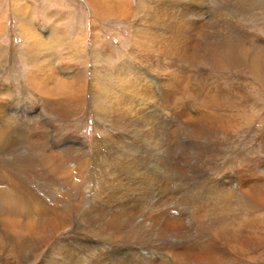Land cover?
Returning <instances> with one entry per match:
<instances>
[{"label": "bare ground", "instance_id": "bare-ground-1", "mask_svg": "<svg viewBox=\"0 0 264 264\" xmlns=\"http://www.w3.org/2000/svg\"><path fill=\"white\" fill-rule=\"evenodd\" d=\"M87 2L95 15L110 13L129 21V26L135 34L142 37L144 44V54L137 56L135 49L138 41H133L130 55L144 65L143 73L151 75L156 83H149L148 76L144 75L148 79L146 87H139L132 80L136 81L132 71L125 65H118L115 71L117 89L110 103L96 97L85 103V98L81 97L85 82L78 81L72 86L61 85L63 78L54 65H45L40 57V49L47 48L46 43L34 33L24 9L18 5L17 0H13L14 13L21 20L25 34L33 40V46L28 48L23 57V62L27 64L25 66L30 70L24 77L19 75V81L29 89L31 96L42 103V109L47 115L61 127H72L76 122L86 125L87 122L83 120L89 119L88 124L103 136L100 140H92L90 147L82 152L84 156L75 152L77 150L67 154L52 151L43 141L49 133L46 130L48 127L45 129L37 126L40 122L37 115L33 119L18 122L5 114L3 106L10 105L9 101H0V264H60V260L62 264H79L72 256L73 251L58 246L56 239L66 236L72 238L75 234L71 236V233L75 230L86 231L87 228L96 227L97 235L106 239V231L121 226L132 233L130 238L139 240L142 244L155 243L166 248L167 252L172 253L173 263L235 264L226 263L220 256L210 253L204 244L196 245L199 251L195 247H186L183 243L185 236L172 221L173 215L163 211V206L167 204L162 205L156 199L160 191L152 200L144 201V198L139 197L142 196L139 193V180H150L153 183L164 181L163 187L166 190H172L175 186L182 189L187 187L188 182L195 184L188 177L185 161L178 159L175 140L169 136L170 132L177 131L169 126L168 121L181 119L183 114L174 105L178 98L167 91L174 77L180 80L186 77L188 80L185 72L195 66L192 65L193 57L197 55L194 46L199 42H206L201 59L213 63L214 65H210L212 67L235 68L241 73H247L263 89L264 46L249 49L238 42H227L226 46L209 43L196 30L200 14H193L194 10L185 9V0H137L135 8L130 6V0ZM173 6L177 8L174 9ZM177 12L180 14L178 23ZM135 17H142L143 23L134 20ZM171 51L178 56L173 59L174 62H181L180 65H174ZM166 57L168 60L164 62ZM11 70L9 65L8 71H1L0 75L6 78ZM166 83L170 85L167 87ZM101 89L103 88L99 90ZM224 96L225 93L211 94L209 99L200 104L208 105L219 113H227L225 121L235 124L239 119L235 121L237 114L231 113L234 108L233 100ZM92 113L93 118L97 119L96 125L89 118ZM247 113L243 118L248 121ZM220 119H210L209 124L182 120V123L188 125L190 136L199 140V151L203 150V141L200 140L216 138L217 134H221L222 130L218 127ZM257 120L260 124L264 123L263 116L257 117ZM104 121L109 122V126L120 129L129 138H124L122 134L117 136L104 125ZM247 121L243 124H248ZM111 139L114 142L113 148L105 146L106 141ZM262 144L264 145V139ZM229 150L232 148L221 155L223 162L220 170H224L229 162H237L239 154H242L240 151H232L227 155ZM239 161L242 166L237 169L234 178L227 175L228 182L235 179L237 174L240 175L241 170L248 171V168L253 175L261 165L253 160L254 163L251 164L248 158L247 161ZM186 178L189 180L187 183ZM221 185H224L223 181H218L215 186ZM120 186L124 187L123 204L109 191L110 187L117 190ZM201 187L195 185V191L177 195L183 203L190 204L200 227L213 235L218 247L227 254L242 256L255 264H264V187L242 182L239 188L227 190L224 194L214 187L206 188L207 191L200 195L196 189ZM137 193V199L144 202L143 206L146 205L142 210L140 206L126 204ZM244 219L248 221L245 223ZM169 235L177 238V242H171ZM144 247L146 252L142 253ZM180 247L184 248L181 250ZM133 248L142 256L150 254L147 245ZM57 256L61 258L56 259ZM148 262L155 263L154 260Z\"/></svg>", "mask_w": 264, "mask_h": 264}, {"label": "rangeland", "instance_id": "rangeland-1", "mask_svg": "<svg viewBox=\"0 0 264 264\" xmlns=\"http://www.w3.org/2000/svg\"><path fill=\"white\" fill-rule=\"evenodd\" d=\"M17 1L18 5L24 9L23 11H25L29 24L35 31L34 33L38 34L47 45V48L42 47L39 52L44 64L54 65L55 70L63 78L61 85L72 86L78 81H84L85 86L82 88L81 97L85 98V103H89L92 97L110 103L117 89L115 71L118 65H125L129 71H132L131 74L137 82L131 78L139 87H146L148 79L150 80L149 83H156L151 75L143 73L144 65L139 64L138 60L136 61L130 55L133 41H138L135 49V55L137 56L144 54L142 53L144 44L142 37L133 32L129 26V21L124 18H118V16L110 13L95 15L88 5V0ZM136 1L130 0L129 3L132 8H135ZM185 1H187L186 3L183 2L184 5H187L185 9L194 10L193 14H200V17L197 18L196 30L199 33L201 32L209 43L215 42L226 46L227 42H238L249 49H253L255 46H264V0ZM12 3L13 0H0V53L2 54V57H0V72L8 71L9 65L12 69L6 78L0 75V101H9L8 104L10 105L14 103L11 106H3L5 114L14 117L18 122L22 119H33L37 115L40 121L39 123L36 122L37 126H42L45 129L48 127L46 130H48L49 136L47 135V138L43 141L47 143L50 150L60 151L64 154L77 150L75 152H79L81 155L83 151L90 147L93 139L100 140L103 135L98 133V130H93L92 126L88 124L89 119L83 120L87 122L86 125L76 122L72 127L70 126L71 128L61 127L59 123H56L47 115L42 109V103L31 96L29 89L19 81V75L24 77L27 74L26 72L30 70L25 66L27 64L23 62V57L26 56L28 48L33 46V40L25 34V28L14 13ZM176 8L174 7V9ZM165 12L167 13V11ZM176 19L178 23L180 21L178 12L176 13ZM134 20L143 23L142 17H135ZM205 46L206 42L204 41L194 46L197 55L193 57L192 65L195 66L189 68L188 72L184 70L188 75V80H186V77L182 80L174 77L172 85L165 84L167 87L170 85L167 90L170 91V95L178 98L174 105H177L179 109L176 108V110L183 114L181 119L168 121L169 126L174 127L177 131L170 132L169 136L175 140L177 148H175V151L177 150L178 159L185 161L188 177L195 184L191 185V182H188L187 187L182 189L175 186L172 190H166L163 187L165 185L164 181H154L153 183L150 180L149 182L140 179L139 193L142 196L139 197L144 198V201L152 200L160 191L156 199L162 205L167 204L163 206V211L173 215L172 221L180 227V233L185 236L183 243L186 244V247H195V250H198L197 246L204 244L210 253L220 256L226 263L255 264L252 261L243 259L242 256L230 255L220 249L213 240V235L208 234L200 227L190 204L183 203L177 196L188 194L190 190L195 191V185L202 186L196 189L201 195L207 189L217 187L215 185L218 184V181L224 182L223 186L217 187L222 194L227 190L239 188L238 186L242 182L264 187V145L262 144L264 123L260 124L257 120V117H264V89L253 76L247 73H241L235 68L210 66L214 64L201 59ZM171 53L174 65H180L181 62H174L173 60L178 56L172 51ZM166 60L168 58L164 59V62ZM163 71L165 72V70ZM144 75L148 76V79ZM100 88L103 89L99 90ZM216 93H225L224 97L232 98L234 108L231 113L237 114L235 119V121L239 119L237 123L225 121L224 117L227 116V113H219L208 105L200 104L201 101L209 99L211 94ZM157 94L160 96V93ZM246 113L249 117L247 118L248 121L243 118ZM93 114H90L89 118L96 125L97 119L93 118ZM46 118L48 119L46 120ZM218 118H221V123L218 124V127L222 130L221 134H217L216 138L209 137L206 140H200L203 141V150L199 151L197 149L200 144L199 140H195L190 136L187 130L188 125L182 123V120L189 123L209 124L211 120ZM246 121L248 124H243ZM103 123L117 136L122 134L125 136L124 138H129L120 129L109 126V122L104 121ZM64 137L67 139L63 140ZM59 139L62 140L59 141ZM105 146L113 148V139L106 141ZM229 148H232V150H229L226 153L227 155L232 151H240L242 154H239V160L247 161L248 158L251 164L254 163L253 161H257L261 165L253 172V175H251V170L248 168V171L241 170L240 175L237 174L235 179L228 182V176L230 178L235 176L237 169L242 166L240 165L241 161L237 160V162H229L226 165L228 168L225 166L224 170H220L223 162L221 155ZM84 155L82 154V156ZM187 181L189 180L186 178L185 182L187 183ZM109 191L118 197L119 203H124L125 197L122 196L124 187L120 186L117 190L110 187ZM139 193L136 197L128 199L129 201L127 200L126 204L133 207L140 206L139 208L142 210L146 208V205L143 206L144 202L137 199ZM243 221L246 223L248 220L244 219ZM97 228H87L86 231L75 230L71 233V236L74 234L75 236L72 238L60 237L56 239V244L61 248L73 251L72 256L79 264H149V260H154V264H177L172 262V253L167 252L166 248L155 243H152L154 246L152 244H142L139 240L130 238L132 233L122 226L120 228L113 227L106 231V239L97 235L95 232V230H98ZM168 239L173 243L177 242V238L173 235H169ZM137 245H147L150 252L147 256L150 257L146 258L147 256L137 254L136 250H133V247ZM143 250L142 253L146 252L145 247ZM57 258L60 259L61 257L57 256ZM59 263L62 264V261L60 260Z\"/></svg>", "mask_w": 264, "mask_h": 264}]
</instances>
